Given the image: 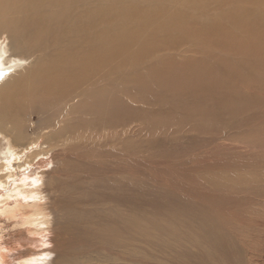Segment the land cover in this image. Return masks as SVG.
Here are the masks:
<instances>
[{
  "label": "rangeland",
  "instance_id": "rangeland-1",
  "mask_svg": "<svg viewBox=\"0 0 264 264\" xmlns=\"http://www.w3.org/2000/svg\"><path fill=\"white\" fill-rule=\"evenodd\" d=\"M13 2L21 4L23 0ZM98 2L111 12L105 15L104 27L120 20L114 5L137 4L146 8L139 12L144 22L137 25L140 27L138 37L120 52L106 55L100 83L94 82L93 76L80 89H73L57 100L30 98L18 104L17 120L27 141L38 138V147L48 145L56 150L60 159L54 162L51 153L40 156L39 161L43 163L34 162L20 170L16 181L27 175V181L31 182L37 171L47 173L51 200L59 196L61 203L76 202L80 209L73 211L71 220L85 223L88 216L87 222L94 221L96 232L104 231V226L117 217L118 221L124 216L136 220L132 244L138 248L132 249L133 255L130 249L122 248L117 258L105 261L98 257L91 264L161 263L151 259L149 253L154 251L146 248L152 246L148 238L156 230H169L170 237L161 256L171 248L174 255H169V259L173 262L168 264H184L179 254L183 242L177 237L190 232L196 248L202 229L196 221L184 226L185 222L176 213L178 208L169 209V202L181 206L183 200L179 198L197 193L202 183L213 182V173L208 172V168L214 167L213 164L224 167L221 158L237 156L239 153L234 147L251 145L258 137L256 132L250 131L251 127L254 130L255 123L249 119H256L255 116L264 111V79L254 81L249 73L239 69L233 72L228 63L221 60L231 62L234 53L221 52L209 30L206 32L209 38L200 32L205 26L211 28L213 23H220L234 35V48L248 43L249 36L230 27L228 18L236 13L230 15L234 9L239 12L236 14L239 21L248 20L244 10L251 7L250 0H210L207 6L199 2L197 8L188 6L186 0L179 5L176 0H75L61 12L73 13V21L82 16L84 10L93 12ZM256 6L262 11L264 0H258ZM149 9L158 12L150 15ZM164 25L165 28L149 38ZM147 38L150 44L143 51L144 55L136 58L135 55L141 54V43ZM4 42L0 39V46ZM53 46H56L54 41L46 44L42 56ZM34 56H39L38 49ZM186 59L194 64L200 60V65L195 66V70H185ZM257 59V54L246 58L248 62ZM241 75L244 76L240 78ZM86 86L87 90H82ZM6 102L1 99L0 107ZM248 103L251 108L246 110ZM188 108L193 110L190 112ZM193 112L204 119L199 120ZM45 128L52 130L53 136L43 133ZM3 137L0 136V153L6 149ZM31 146L30 151L38 148ZM13 182L10 181V188ZM10 188H0V195L8 193ZM59 188H62L61 194ZM243 202L241 206H245ZM214 215L209 213V216ZM19 216L10 218L0 214V248H6L8 254L5 259L8 262L3 264H23L24 259L31 264L33 258L39 264L46 243L39 234L30 235ZM199 222L202 224V220ZM224 222L232 230L231 236L244 240V248L264 258L263 220H253L251 225L235 219ZM227 232L229 235V230ZM30 239L38 241L30 243L27 241ZM78 248L73 245L71 249ZM226 249L220 246L209 250L196 248L203 264H232L231 254ZM21 252L25 254L18 258ZM73 263V260L68 262Z\"/></svg>",
  "mask_w": 264,
  "mask_h": 264
},
{
  "label": "bare ground",
  "instance_id": "bare-ground-1",
  "mask_svg": "<svg viewBox=\"0 0 264 264\" xmlns=\"http://www.w3.org/2000/svg\"><path fill=\"white\" fill-rule=\"evenodd\" d=\"M74 2L75 0H23L21 4H15L13 0H0V39L5 40L0 46V100L7 101L0 107V136L4 135L6 139V149L0 153V188H10V181L14 180L10 191L0 195V204L3 206L0 214L10 218L20 215L30 235L39 234L43 237L42 241L46 246L41 251L43 255L39 264H68L70 260H73V264H91L98 257L104 258L105 261L117 258L122 248L130 249L131 255H133L132 249L138 248L136 244H132L133 230L136 226L133 217L124 216L119 221L117 217L111 220L110 225L104 226V231L96 232L93 229L94 221L87 222L88 216L85 223L73 222V218L71 220L73 211L80 209L76 202L61 203L59 196L51 200L47 187V173L37 171L36 177L31 182L27 181V175L16 181V176L21 175L20 170L26 169L34 162H42L39 161L40 156L51 153L54 162L60 159L57 158L56 150L48 148V145L38 147L36 144L38 138L27 141L26 134L17 120L18 104L30 98L39 101L57 100L73 89H80V86L93 76L94 82L100 83L103 76L101 69L106 55L120 52L138 37L140 27L137 25L144 22L139 12L146 8L137 4H118L113 7L117 10L120 20L112 26L104 27L105 15L111 12L103 9L99 2L93 12L84 10L82 16L76 14L79 17L72 21L74 14L62 13L61 10L69 8ZM176 2L179 5L185 3V0H176ZM199 2H204L207 6L210 0H186V4L194 8L199 7ZM249 3L251 7L244 10L248 20L239 21L236 16L239 12L234 9L231 10L230 15L234 11L236 13L228 18V23L231 22L230 27L240 34L249 36L248 43L234 48V35L229 34L230 31L226 27H221L220 23H213L211 28L205 26L199 31L204 33L203 37L209 38L208 34L206 35L209 30L213 43L221 47V52L227 50L234 53L231 62L223 58L221 62H227L233 72L239 69L249 73L255 81L264 79V8L262 11L257 10L258 0H250ZM158 6L159 4L156 7ZM149 11L150 15L158 12L153 9ZM252 12L256 15L252 16ZM255 17L258 18L254 19ZM165 27V25L159 29L155 27L157 30H154L149 38ZM149 38L141 43V54L135 55L136 58L144 55L143 51L150 44ZM51 41H54L56 46L47 51L46 56L43 57L42 48L44 49ZM37 49L39 56L35 57ZM32 50L34 54H31ZM10 53L24 58L14 55L13 57ZM253 54L258 55L257 61L248 62L246 58ZM215 61L220 62L216 59ZM199 62L200 60L194 64L186 59L183 66L185 70H189L200 65ZM17 72L19 75L15 76ZM242 76L244 75L240 78ZM86 88L87 86L82 90L86 91ZM225 104L231 111L230 104L228 102ZM250 108L248 103L246 110ZM188 109L190 112L193 110ZM193 115L199 120L204 119L198 117L195 112ZM255 118L259 121L249 119L255 123L254 130L251 127L250 131L258 135L253 144L234 147L239 154L235 157L221 158L224 167L213 164L214 167L208 168V172L213 173V182L209 185L202 183L197 193L185 194L179 198L183 200L181 206L177 207L173 201L169 202V209L178 208L176 213L185 222L184 226L188 227L196 221L199 229H202L199 231L196 248L209 250L213 246L226 247V251L231 254L232 264H264L262 256L244 248V240L231 236L232 230L227 228L224 222L235 219L244 225L248 222L251 225L253 220L261 219L264 225V111ZM42 130L47 136L54 134L47 128ZM32 144L38 148L30 151ZM52 171L53 169L50 172ZM61 189H58L60 194ZM9 200H13V203H9ZM241 202L245 206H241ZM209 213L216 215L209 216ZM118 216L120 217L119 213ZM199 220H202V224ZM170 223L171 226H175L173 222ZM156 231L148 238L152 246L146 248L154 251L149 253V257L158 259L161 263L148 264H168L172 261L169 255H174L171 248L165 250L162 256L161 252L170 237L167 234L169 230ZM177 238L183 242V247L179 250L180 261L184 264L190 262L203 264L191 240L190 232L184 237ZM27 241L34 243L38 240ZM73 245L79 248L73 251L71 249ZM5 249L0 248L1 264L8 262L5 260L8 256ZM174 253L176 254L177 251ZM24 254L25 252H21L18 258ZM21 262L29 264L27 259ZM31 264H36L35 258L31 260Z\"/></svg>",
  "mask_w": 264,
  "mask_h": 264
}]
</instances>
